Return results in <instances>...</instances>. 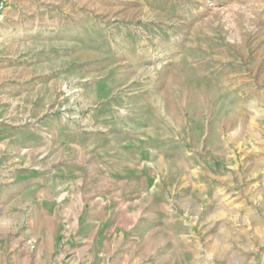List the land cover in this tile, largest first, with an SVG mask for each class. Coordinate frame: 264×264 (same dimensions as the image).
<instances>
[{"label":"rangeland","instance_id":"1","mask_svg":"<svg viewBox=\"0 0 264 264\" xmlns=\"http://www.w3.org/2000/svg\"><path fill=\"white\" fill-rule=\"evenodd\" d=\"M0 264H264V0H2Z\"/></svg>","mask_w":264,"mask_h":264},{"label":"built area","instance_id":"2","mask_svg":"<svg viewBox=\"0 0 264 264\" xmlns=\"http://www.w3.org/2000/svg\"><path fill=\"white\" fill-rule=\"evenodd\" d=\"M6 9V4L4 1L0 0V13H2Z\"/></svg>","mask_w":264,"mask_h":264}]
</instances>
